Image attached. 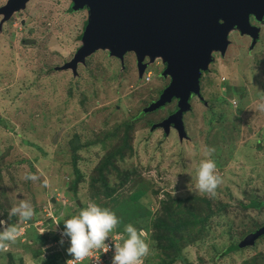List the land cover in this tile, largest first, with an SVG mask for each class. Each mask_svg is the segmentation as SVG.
<instances>
[{"label":"rangeland","instance_id":"rangeland-1","mask_svg":"<svg viewBox=\"0 0 264 264\" xmlns=\"http://www.w3.org/2000/svg\"><path fill=\"white\" fill-rule=\"evenodd\" d=\"M7 1L0 0V8ZM72 1L28 0L12 12V22L0 13V221L20 228L18 239L0 248V264H64L70 255L67 238L59 243L62 220L90 202L121 218L110 235L123 234L127 223L145 230L146 264H158L168 256L152 224L171 197H192L191 206L203 217L209 213L196 238L182 242L184 259L172 264H264V237L244 243L264 226V206H251L264 202V18L255 41L234 28L225 53L212 51L202 102L195 99L184 114L186 137L179 139L164 125L175 100L146 111L170 82L159 57L145 58L141 75L134 52L117 57L109 47L66 67L90 17L87 7L71 10ZM138 116L124 158L104 169L107 185L116 188L113 203L97 180L98 167L122 144L121 134L110 136L116 126ZM75 134L85 144L76 153V200L69 145ZM205 159L216 162L222 181L214 197L186 187L195 184ZM29 173L38 179L26 180ZM22 200L31 202L34 215L19 223L9 211ZM233 245L237 249L224 253Z\"/></svg>","mask_w":264,"mask_h":264},{"label":"water","instance_id":"water-1","mask_svg":"<svg viewBox=\"0 0 264 264\" xmlns=\"http://www.w3.org/2000/svg\"><path fill=\"white\" fill-rule=\"evenodd\" d=\"M28 0H8L0 8L7 20L13 11L23 9ZM74 10L87 7L89 20L83 44L66 67H74L98 48L109 47L122 57L134 52L139 75L145 69V55L159 57L167 65L163 75L170 82L146 111L163 107L172 99L177 108L164 125H173L179 139L186 137L183 114L190 110L191 94L199 95L202 72L211 63L212 50L224 54L228 32L236 28L255 41L256 27L249 23L254 14L261 19L264 0H73ZM77 203L79 201L77 200ZM264 236V226L249 233L245 244ZM242 245V244H241Z\"/></svg>","mask_w":264,"mask_h":264},{"label":"clouds","instance_id":"clouds-1","mask_svg":"<svg viewBox=\"0 0 264 264\" xmlns=\"http://www.w3.org/2000/svg\"><path fill=\"white\" fill-rule=\"evenodd\" d=\"M213 149H209L207 155H211ZM216 162L213 159L201 160L195 170V184L186 187L190 192H198L214 197L221 184V178L216 173ZM26 180L36 181L38 177L29 173ZM47 187L48 182L44 181ZM34 215L31 202L20 201L14 205L9 216L18 217V222L30 221ZM63 227L59 231L60 241L64 243L67 238V253L72 257L71 264H83L93 251L107 253L113 251L111 264H144L145 258L150 253V245L145 230L137 228L132 223L124 224L123 234L117 240L106 241L110 233L121 225L122 220L117 214L108 208H102L95 202L88 203L77 215L63 219ZM59 223H57L58 225ZM56 225V226H57ZM20 235L18 224L8 225L0 221V248L6 249L10 243H14Z\"/></svg>","mask_w":264,"mask_h":264},{"label":"trees","instance_id":"trees-1","mask_svg":"<svg viewBox=\"0 0 264 264\" xmlns=\"http://www.w3.org/2000/svg\"><path fill=\"white\" fill-rule=\"evenodd\" d=\"M71 10H74L71 5ZM10 16L8 18L9 22L13 21V18ZM237 89L234 87L232 92L237 94ZM143 116V115H142ZM140 117H135L130 121H124L120 125L116 126L115 132L110 134L111 137H117L121 134L122 144L118 145L113 149V151L108 154V157L102 162L101 167H98V181L102 184L104 188V194L106 197L110 198V201L113 203L118 202V197H113V194L116 191V188L109 187L104 177V169H107L113 164L112 159L116 157L119 159L124 158V154L129 149L128 145V136L131 131L134 123L139 120ZM71 151L73 153L72 162H73V171L75 175L74 181L71 183L72 196L75 198L77 184L81 178L79 169L76 167V153L78 150L82 149L85 144L80 142V137L78 134H75L69 142ZM117 171V169L115 170ZM125 179L124 181H128ZM96 181V180H94ZM77 198H75L76 200ZM192 197L186 198H168L167 201L163 202L161 215L155 219L152 224L153 229L156 232V239L159 244L158 247L161 249L163 254L168 256L167 260H160L158 264H172L176 260H183L184 257L181 253V244L182 242L188 240H194L197 236V233H200L202 229H197L199 225H202L209 213L205 217L201 215L202 210L191 206L193 204ZM206 204L208 203L205 201ZM251 206L261 207L264 206V202H252ZM198 210V212H197ZM264 237V236H263ZM237 249V245L230 246L227 248L224 253H228ZM55 264V263H51Z\"/></svg>","mask_w":264,"mask_h":264},{"label":"built area","instance_id":"built-area-1","mask_svg":"<svg viewBox=\"0 0 264 264\" xmlns=\"http://www.w3.org/2000/svg\"><path fill=\"white\" fill-rule=\"evenodd\" d=\"M121 235V233H113L110 235V238L107 243L111 244V240H117V238ZM113 256V251H109L107 253H103L102 251H93V253L85 259L83 264H111V259ZM72 257H68L66 260H64V264H71L70 260ZM144 264H146V261L144 260Z\"/></svg>","mask_w":264,"mask_h":264},{"label":"flooded vegetation","instance_id":"flooded-vegetation-1","mask_svg":"<svg viewBox=\"0 0 264 264\" xmlns=\"http://www.w3.org/2000/svg\"><path fill=\"white\" fill-rule=\"evenodd\" d=\"M264 18V14H263V16L261 17V19L259 20V19H257L256 17H255V15L254 14H251L250 16H249V23L252 25V26H254V27H256L257 28V30H258V36L257 37H259V28H258V23L262 20ZM230 32V31H229ZM229 45V44H228ZM228 47V46H227ZM227 49V48H226ZM212 51H217V52H219L218 50H212ZM127 53V52H126ZM212 53V52H211ZM220 53V52H219ZM221 54V53H220ZM221 55H223V54H221ZM148 56L147 55H145V57H144V60H145V58H147ZM161 59V58H160ZM212 59V58H211ZM137 60V59H136ZM143 60V61H144ZM161 63H163L165 66H163V68L165 69V67H166V65H167V62H164L163 60H161ZM203 73L204 72H202V74H201V78H202V75H203ZM148 74H149V72H148ZM200 86H201V79H200ZM200 91H201V87H200ZM194 97V99L191 101V98H193ZM195 99H198L199 101H201V95H200V92H199V95H195V94H191L190 95V98H189V102H190V105H191V107H190V110H191V108H192V104H193V101L195 100ZM173 100H175L176 101V107H175V109L172 111V113L173 112H175V110H176V108H177V100L176 99H172L170 102H172ZM170 102H168V103H170ZM202 102V101H201ZM167 103V104H168ZM167 104H165V105H167ZM188 112V111H187ZM186 113V112H185ZM184 113V114H185ZM184 114H183V116H184ZM172 127H173V125H171ZM174 128V127H173Z\"/></svg>","mask_w":264,"mask_h":264}]
</instances>
